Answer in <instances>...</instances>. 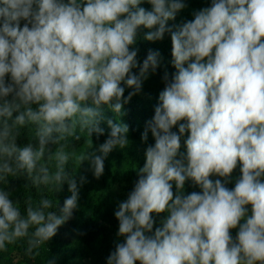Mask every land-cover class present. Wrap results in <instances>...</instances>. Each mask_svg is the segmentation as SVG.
Here are the masks:
<instances>
[{"label": "clouds", "instance_id": "clouds-1", "mask_svg": "<svg viewBox=\"0 0 264 264\" xmlns=\"http://www.w3.org/2000/svg\"><path fill=\"white\" fill-rule=\"evenodd\" d=\"M143 2L0 0V183L26 174L35 187L57 192L67 183L71 193L59 213L48 211L47 198L28 200L21 211L0 188V251L23 240L32 256L78 207L86 177L78 186L70 163L88 161L98 179L108 154L129 143L127 125L108 119V138L89 151L91 135L104 134L102 106L120 114L159 67L158 51L140 63L132 48L143 26L148 41L171 33L176 73L171 80L165 73L142 133L143 142L151 132L155 143L115 212L124 241L107 264H264V0H212L175 31L168 21L184 0H147L151 10ZM122 82L133 89L126 98ZM29 125L37 143L18 147L20 129ZM78 130L90 139L79 155L66 151L69 137L81 139ZM238 165L241 176L229 189ZM187 180L202 191L185 195ZM153 213H167L154 232Z\"/></svg>", "mask_w": 264, "mask_h": 264}, {"label": "trees", "instance_id": "trees-1", "mask_svg": "<svg viewBox=\"0 0 264 264\" xmlns=\"http://www.w3.org/2000/svg\"><path fill=\"white\" fill-rule=\"evenodd\" d=\"M186 7L176 14L174 20L168 21V27L173 31L184 22L192 20L194 13L210 7L212 0H184ZM140 7L146 10H151V5L142 3ZM26 21L21 20L20 26L23 27ZM149 30L141 26L138 29L136 44L132 46L138 49L137 60L142 63L148 55L149 51H158L160 53V64L155 73H150L148 78L143 81L142 90L137 96H133L131 100L123 104L120 114L114 113L108 106H102V113L104 120L101 122V127L104 129V134L97 137L93 133L90 139L96 143L102 144L110 132L107 120L111 119L114 123L127 125L129 143L133 140L142 141V133L146 127V123L151 120L155 114V107L160 103L159 95L164 90L166 82L163 77L165 73L168 74L169 80L176 73V69L172 63L171 55V33L166 32L162 40L148 41L145 35ZM187 66V65H185ZM133 72L138 74L139 68L133 69ZM10 77H6V83H10ZM125 88L124 96L133 89L128 88L123 82L121 84ZM11 99V96L9 97ZM35 107V106H34ZM18 113H14L17 115ZM183 122V121H181ZM172 131L178 133V126L174 127ZM20 136L17 138V146L23 147L28 143H37L35 136V128L31 125L22 127L20 129ZM81 139L74 141L69 137L66 151L79 153L90 141L87 132H79ZM188 133L181 137V148L179 152L186 154V144ZM155 139L151 132L148 134V140L145 142V147L154 145ZM52 152L55 151L56 146H50ZM145 162H138V165L132 170L131 174H126L128 188L127 193L134 189L136 182L139 179L138 169L143 167ZM50 167L54 168V161L49 162ZM74 171V176L77 180L78 165L74 162L69 165ZM241 172L239 165L228 178L225 184L229 189L235 187L236 181L240 178ZM210 179L215 181L220 179L222 183L224 178L218 176H211ZM98 180L96 183H99ZM96 187L100 189L98 184ZM0 188L10 193V199L13 202L18 201V207L21 211L26 208V202L31 200L34 205L38 204L42 198H47L52 201L53 207L48 211H57L62 208L63 202L71 193L68 191L67 183L63 184L60 191L54 192L51 188L43 186L35 187L31 184L26 174L17 177H9L8 183H0ZM193 191H202L198 185H195L191 180H187L184 186V194L187 195ZM173 192L176 193L175 184H173ZM119 203L115 201H108L104 192L97 190L96 194L91 198L86 207L81 206L78 201V207L73 212L65 224L59 227L57 234L49 240L46 244L40 246L38 250H34L32 256L26 255V241H18L13 245H9L6 251H0V264H47V261L54 260L55 264H81L83 258L95 257L98 259L94 264H107V258L111 252L115 250L117 243H122L124 237L117 236L115 238V229L119 228V221L115 217V212L119 208ZM57 206V207H56ZM250 208V206H248ZM84 215V218H82ZM153 220L155 221L153 232L157 227H162L161 221L158 219L159 214L153 213ZM238 229H235L237 232ZM152 233H148L151 235Z\"/></svg>", "mask_w": 264, "mask_h": 264}, {"label": "rangeland", "instance_id": "rangeland-1", "mask_svg": "<svg viewBox=\"0 0 264 264\" xmlns=\"http://www.w3.org/2000/svg\"><path fill=\"white\" fill-rule=\"evenodd\" d=\"M146 5H150L147 3V0L143 2ZM139 94V93H138ZM136 94L135 96H137ZM90 141L87 145L79 152L76 153L79 155L80 153L86 151L89 147ZM99 143L92 141V148L89 151H95L99 148ZM146 148L145 142L139 140H133L128 143L124 148L116 147L114 148L104 161V173L98 179L94 176L93 170L88 161H84L78 168L77 171V182L78 186L80 177H86V182L80 186L79 193V203L81 206L86 207L90 202L91 198L96 194L97 190L105 193V197L107 196L108 201H115L117 203H121L128 198L127 188L128 183L126 178V174H131L132 170L138 165V162L146 161ZM99 155L100 153L97 152ZM98 180H101L99 183H96ZM96 184L100 187L97 188ZM249 214L250 208H249ZM167 213L159 214L158 219L163 222L166 218ZM84 218V215L83 217ZM231 234L235 239L237 232L235 229L231 230ZM118 229H115V238L114 241L117 240ZM98 259L95 257H87L83 258L81 264H94ZM139 264V262H137Z\"/></svg>", "mask_w": 264, "mask_h": 264}]
</instances>
